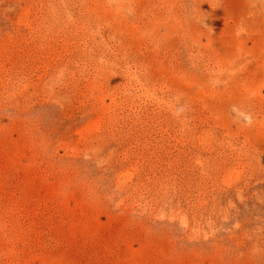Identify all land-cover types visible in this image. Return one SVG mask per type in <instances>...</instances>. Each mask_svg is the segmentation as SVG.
Segmentation results:
<instances>
[{
    "label": "rangeland",
    "instance_id": "1",
    "mask_svg": "<svg viewBox=\"0 0 264 264\" xmlns=\"http://www.w3.org/2000/svg\"><path fill=\"white\" fill-rule=\"evenodd\" d=\"M0 264H264V0H0Z\"/></svg>",
    "mask_w": 264,
    "mask_h": 264
}]
</instances>
